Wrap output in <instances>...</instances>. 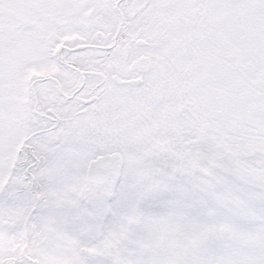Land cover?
<instances>
[{
  "label": "snow or ice",
  "instance_id": "snow-or-ice-1",
  "mask_svg": "<svg viewBox=\"0 0 264 264\" xmlns=\"http://www.w3.org/2000/svg\"><path fill=\"white\" fill-rule=\"evenodd\" d=\"M0 264H264V0H0Z\"/></svg>",
  "mask_w": 264,
  "mask_h": 264
}]
</instances>
